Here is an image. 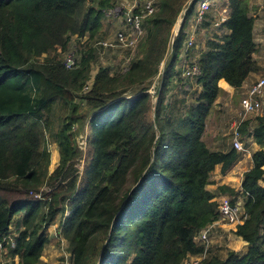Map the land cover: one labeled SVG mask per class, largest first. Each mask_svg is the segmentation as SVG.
I'll use <instances>...</instances> for the list:
<instances>
[{
    "label": "trees",
    "instance_id": "16d2710c",
    "mask_svg": "<svg viewBox=\"0 0 264 264\" xmlns=\"http://www.w3.org/2000/svg\"><path fill=\"white\" fill-rule=\"evenodd\" d=\"M198 1L159 0L144 18L146 34L127 69L99 66L92 75L97 56L90 42L116 0H0V242L18 264H38L45 227L57 214L70 264H181L203 251L194 237L219 216L210 177L239 157L232 146L212 150L204 141L224 92L218 81L238 90L259 66L256 15L248 0H227L223 26L230 32L221 42L208 40L196 60L195 104L168 102ZM73 36L77 58L67 68L61 52ZM239 131L244 145L249 138L258 145L252 166L241 192L227 185L217 191L232 202L244 199L247 216L233 233L248 250L243 256L228 250L223 258L210 253L202 264H264V114ZM50 143L59 155L52 172Z\"/></svg>",
    "mask_w": 264,
    "mask_h": 264
},
{
    "label": "built area",
    "instance_id": "2783aa9c",
    "mask_svg": "<svg viewBox=\"0 0 264 264\" xmlns=\"http://www.w3.org/2000/svg\"><path fill=\"white\" fill-rule=\"evenodd\" d=\"M159 0H145L143 3L133 1L132 3H121L115 5L105 12L107 17H119L121 27L117 29L112 37L100 38L95 40L93 46L99 50L123 48L130 51L127 62L134 56L133 52L141 40L144 39L146 31L144 28V18L151 15L157 10ZM227 9L217 10V7L210 0H200L197 2L194 12L192 14L191 26L194 28L189 30V26L185 32L187 37L183 44V52L181 59L183 61L181 76L187 79H195L200 73L197 64V58L200 53H192L196 48V29L203 25L206 21L214 27H220L226 21L228 15ZM218 15L215 19L214 16ZM181 22L183 19L184 11L180 14ZM179 30V28H178ZM174 31V34L177 31ZM63 63L67 68H72L74 65V56L71 53L64 55ZM126 67L123 69L126 70ZM242 98L240 100V113L238 120L231 128V143L232 147L242 155L247 152V149L240 137L239 127L241 123L246 120H254L256 116L264 114V71L261 72L251 83L242 89ZM241 182L237 188L241 192ZM216 202L219 216L217 220L201 229L194 237V242L198 245H203V251L196 255H187L181 264H202L203 261L209 256L211 251V241L209 235L218 223L236 226L242 224L246 219V211L243 208L244 199L240 197L231 201L229 195L219 194L213 198ZM11 232L7 235L10 246H13V239ZM18 259V260H17ZM18 255L11 256L8 254L7 249L3 248L0 242V264H18Z\"/></svg>",
    "mask_w": 264,
    "mask_h": 264
},
{
    "label": "rangeland",
    "instance_id": "374dc122",
    "mask_svg": "<svg viewBox=\"0 0 264 264\" xmlns=\"http://www.w3.org/2000/svg\"><path fill=\"white\" fill-rule=\"evenodd\" d=\"M136 1L138 3H143L145 0H116V5L121 3H132ZM200 1V0H199ZM212 3L218 7L223 3H226L227 0H210ZM249 5L251 7L250 13L256 15L259 18L258 23L264 24V0H248ZM193 17V16H192ZM190 17V18H192ZM256 18V19H257ZM104 27L103 32L96 35L93 40H91L90 45L96 52V61L92 64V75L95 74L97 68L99 66L108 67L110 73L121 72L128 64L126 58L128 57L130 51L123 48H116V49H105L99 50L93 46L96 38H108L112 37L117 29L121 27L119 17H106L103 21ZM176 24V22H175ZM189 26V23L187 27ZM213 35V30L210 27L209 21H206L203 25L197 28L196 32V48L192 50V53L198 52L204 49L206 42L210 40V37ZM77 38L75 36L71 39V44L67 51L61 52V56L63 57L66 54H73L75 58H77V47L76 46ZM84 39H81L80 42L83 43ZM76 51V52H75ZM136 53V49L134 50L133 54ZM44 59V55L39 58L40 61ZM183 61L179 60L176 64V68L178 70H182ZM178 80L180 82L173 83L167 93L168 102L175 103L176 107L178 108H185L188 105L195 104V100L197 99L200 91L201 86L196 83L195 79H187L181 76H178ZM159 81L158 76L153 79V85L157 84ZM126 92L125 94H127ZM242 91L238 89L234 91L230 96L226 93H222L214 103L212 110L210 111V115L206 121V127L204 132V141L208 145V147L212 150H220L222 145L223 148H230V128L235 124L238 120V116L240 113V100L242 98ZM183 100V104L179 101ZM155 99H153V102ZM183 111V110H182ZM217 133L218 137V144L216 147H212L211 140L212 134ZM81 147L83 148L82 141ZM220 143V145H219ZM248 148L250 143H246ZM48 150L50 152V164L48 167V171L52 172L54 168L58 164V150L55 143H50L47 145ZM79 170L83 168V160L76 164ZM39 197V195H37ZM69 214L67 210L65 215ZM61 222L62 218L60 214H57L53 221L45 227V235L48 238L47 243L44 246L42 251V255L38 261V264H70V253L68 251V243L67 240L63 237L61 233ZM10 230L14 233V225L11 223ZM220 238H216V242H212L210 244L211 251L213 254L219 255L222 258L226 256L228 252V248L225 244H220ZM218 245L217 247H215ZM215 251V253H214ZM18 260V259H17Z\"/></svg>",
    "mask_w": 264,
    "mask_h": 264
},
{
    "label": "crops",
    "instance_id": "0c3cea01",
    "mask_svg": "<svg viewBox=\"0 0 264 264\" xmlns=\"http://www.w3.org/2000/svg\"><path fill=\"white\" fill-rule=\"evenodd\" d=\"M227 3V2H226ZM226 3H223L222 5L217 7V10L227 9V15H228V6ZM192 17V16H191ZM215 19L218 18V15L216 14L214 16ZM257 18V17H256ZM191 19L189 20V26H191ZM259 18L255 19L253 24V39L256 44V51L253 54V59L256 61L257 65L259 66V70L256 72L250 73L248 78L244 81L242 86L239 88L242 89L246 87L249 83H251L257 76L261 74V72L264 71V24L258 23ZM188 26V27H189ZM187 27V28H188ZM211 29L213 30V35L210 37V40H215L217 42L222 41V37L229 34V30L226 29L223 26V23L220 27H214L212 24H210ZM194 28V25L189 27V30ZM195 31L197 32V29L195 27ZM207 43V42H206ZM206 46V44H205ZM205 46L204 47L205 49ZM204 49L198 51L201 52ZM198 52H195L193 54H196ZM182 60V59H181ZM218 85L223 89L224 93L232 94L234 91H236L232 86H230L226 81L223 79H220L218 81ZM231 133V128H230ZM250 143L249 148L247 146V152L239 155L237 160L233 163V165L225 172H220V165H217L210 177V184H208L207 188L213 192L216 193V196L219 195L217 191V187L219 185H227L230 187L238 186L239 183L242 180L243 173L251 168L252 166V160L251 155L254 151L258 149V145L253 141V139L249 138L247 139V143ZM212 147H216L218 144V137L217 133L212 134V140H211ZM230 147L232 146L231 143V134H230ZM220 145V143H219ZM208 146V145H207ZM224 145H222V148L220 150L225 151L227 148H223ZM215 149V148H212ZM264 169V166H263ZM242 200L243 198L240 197ZM235 227L227 224L218 223L214 229L211 231L209 238L212 242H216V238H220V244H225L229 250H233L237 253L238 256H243L246 254L248 250V244L242 240L241 237L235 235L234 232ZM215 243V247H217ZM213 253V252H212ZM215 253V251H214ZM221 257V256H220Z\"/></svg>",
    "mask_w": 264,
    "mask_h": 264
},
{
    "label": "water",
    "instance_id": "95a60500",
    "mask_svg": "<svg viewBox=\"0 0 264 264\" xmlns=\"http://www.w3.org/2000/svg\"><path fill=\"white\" fill-rule=\"evenodd\" d=\"M192 0H189V2H191ZM183 12V11H182ZM181 12V13H182ZM180 13V14H181ZM179 14V16H178V18H177V20H176V24H175V26H174V31H176V30H178V28L180 27V25H181V15Z\"/></svg>",
    "mask_w": 264,
    "mask_h": 264
}]
</instances>
